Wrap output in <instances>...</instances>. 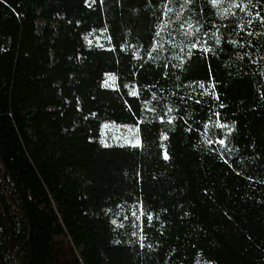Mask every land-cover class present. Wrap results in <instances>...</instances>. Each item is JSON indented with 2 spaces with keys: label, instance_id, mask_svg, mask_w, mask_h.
<instances>
[{
  "label": "trees",
  "instance_id": "trees-1",
  "mask_svg": "<svg viewBox=\"0 0 264 264\" xmlns=\"http://www.w3.org/2000/svg\"><path fill=\"white\" fill-rule=\"evenodd\" d=\"M166 3L0 0V264H264V0Z\"/></svg>",
  "mask_w": 264,
  "mask_h": 264
},
{
  "label": "snow or ice",
  "instance_id": "snow-or-ice-1",
  "mask_svg": "<svg viewBox=\"0 0 264 264\" xmlns=\"http://www.w3.org/2000/svg\"><path fill=\"white\" fill-rule=\"evenodd\" d=\"M221 2H222V0H211V3H212L214 6H215V5H218V4L221 3ZM171 3H173V0H167V3L164 5V7H165L166 10H167L166 13H165L166 15L169 14V13H172V12L174 11L171 7H168V5L171 4ZM191 3H192V0H183V3L181 4V8H183L185 4L190 5ZM235 6H236V7H240V4L237 3ZM257 15H258V18H259L261 21H264V16H259V14H257ZM186 23H187V22H186ZM181 27L183 28L184 25L182 24ZM187 27H188L189 31H185V32L183 33L185 36H192V35H194L195 33H198V32L200 31V28H199V27H197V26H195V25H193V24H191V23H188V24H187ZM206 34H207V33H205V35H206ZM157 36H159V33H157ZM215 42H216L217 44H219V43H220V38H219V37H215ZM230 43H232V44H236L237 41H230ZM160 47H162V45H160V44L158 43L157 45H155L154 50H155V49H158V48H160ZM197 47H200V41H196V42H194V43L189 44V45H188V51H187L186 54L190 56V55H191V50L194 49V48H197ZM202 51H204V52H210V51H212V49H211V48H202ZM200 87H201V88H204V85L201 84ZM214 89H215V85L212 84V85H211V89H210V90H206V91H214ZM130 95H132V96H136V95H138V92L135 91V90H132V91L130 92ZM154 98H155V96H154ZM216 99H219V96H218V95L216 96ZM220 107H224V105L221 104ZM153 111H154V109H153ZM167 111H168V113H171V112L173 111V109H172L171 107H169V108L167 109ZM216 115L219 116V113H217ZM174 119H175V117L169 116L167 123H172ZM161 120H163V117H161ZM218 126H219L220 128H228L229 132H231V131L234 130V125L232 126V128H229V126H228L227 124H219ZM137 131H138V129H137ZM165 139H167V137H165ZM219 143H220L221 145H223V144L225 143V140H224V139H221V140H219ZM137 144H139V141H138V140H137ZM106 146H107V145H106ZM164 158H165V159H169V156H168V154H167L166 152H165V154H164ZM134 215H135V213H134ZM151 219H152V217H151V215H149V216H148V220L151 221Z\"/></svg>",
  "mask_w": 264,
  "mask_h": 264
},
{
  "label": "rangeland",
  "instance_id": "rangeland-1",
  "mask_svg": "<svg viewBox=\"0 0 264 264\" xmlns=\"http://www.w3.org/2000/svg\"><path fill=\"white\" fill-rule=\"evenodd\" d=\"M112 79V76H109ZM103 138L105 140L109 139L112 142H117L121 144L135 145L137 144L138 136L136 128L131 124H121L107 122L103 126ZM59 257L66 258L69 255L68 248L58 249Z\"/></svg>",
  "mask_w": 264,
  "mask_h": 264
}]
</instances>
